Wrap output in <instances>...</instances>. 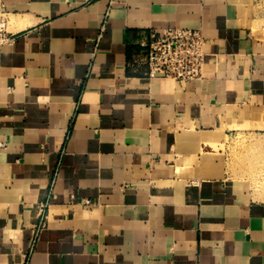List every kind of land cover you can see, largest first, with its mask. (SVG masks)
<instances>
[{"label":"crops","instance_id":"obj_1","mask_svg":"<svg viewBox=\"0 0 264 264\" xmlns=\"http://www.w3.org/2000/svg\"><path fill=\"white\" fill-rule=\"evenodd\" d=\"M0 14V264H264V202L203 146L264 138V0H0ZM166 29L203 31L202 80L129 66Z\"/></svg>","mask_w":264,"mask_h":264},{"label":"built area","instance_id":"obj_2","mask_svg":"<svg viewBox=\"0 0 264 264\" xmlns=\"http://www.w3.org/2000/svg\"><path fill=\"white\" fill-rule=\"evenodd\" d=\"M12 42L7 18L0 14V47ZM205 45L200 29H166L160 34L151 33L145 50L134 55L129 66L151 80L200 81L204 76Z\"/></svg>","mask_w":264,"mask_h":264},{"label":"rangeland","instance_id":"obj_3","mask_svg":"<svg viewBox=\"0 0 264 264\" xmlns=\"http://www.w3.org/2000/svg\"><path fill=\"white\" fill-rule=\"evenodd\" d=\"M260 25L264 26V21ZM216 142L212 151H204L205 154L221 153L222 168L248 191L251 200L264 202V138L239 136L227 146L223 139Z\"/></svg>","mask_w":264,"mask_h":264},{"label":"bare ground","instance_id":"obj_4","mask_svg":"<svg viewBox=\"0 0 264 264\" xmlns=\"http://www.w3.org/2000/svg\"><path fill=\"white\" fill-rule=\"evenodd\" d=\"M217 134L216 133H207L205 134L203 138V146L204 151L211 150V148H208L211 144L215 143L217 141Z\"/></svg>","mask_w":264,"mask_h":264}]
</instances>
